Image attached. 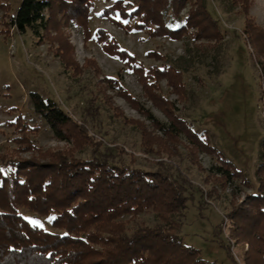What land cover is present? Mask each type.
I'll return each instance as SVG.
<instances>
[{
	"label": "trees",
	"instance_id": "obj_1",
	"mask_svg": "<svg viewBox=\"0 0 264 264\" xmlns=\"http://www.w3.org/2000/svg\"><path fill=\"white\" fill-rule=\"evenodd\" d=\"M93 0H20L13 12L10 0H0V8L9 25L19 31L29 29L37 43H54V53L64 67L79 74L82 67L72 55L73 45L62 30V24L73 20L82 26L84 37H94L102 43L104 51L115 54L136 73L143 93L154 106L167 116L160 121L142 102L120 84L118 77L105 76L97 81L98 90L113 113L140 131V143L147 153L157 157H171L180 153L178 135L184 134L190 143L187 156L203 169L197 152L213 153L219 160L218 170L205 174L211 181L210 193L224 188L231 177L243 176V171L225 158L220 150L194 130L181 117L172 99L160 91V80L165 79L171 91L185 98L182 70L173 64L145 66L105 28L89 27V12ZM243 13L242 33L253 47L264 86V28L248 13L251 0H230ZM189 6L184 14L181 10ZM106 15L129 32L144 29L149 36H168L172 39L190 35L193 39H206L213 45L222 38L217 19L206 6L205 0H113L102 8ZM201 43V42H200ZM202 45V44H201ZM157 59L164 54L149 50ZM92 63L99 73V67ZM101 81V82H100ZM107 88L117 93L150 121L127 117L113 105ZM34 109L48 122L59 139L73 140L75 149L85 143H95L86 126L61 108L51 98L31 91ZM14 127L10 151L0 152V264H222L201 256L197 247L186 243L177 232L176 218L185 206L187 195L184 185L171 175L163 159H155V169H144L108 161L99 156L81 157L73 147L41 149L31 135L37 126H30L20 115L7 122ZM22 151H30L22 156ZM261 161L256 167L258 184L255 192L245 194L235 202L234 194L226 212L229 237L247 243L242 253V264H264V136L261 139ZM244 178V176H243ZM245 182L249 184L248 180ZM24 207L39 214H53L52 228L45 229L30 222L19 212ZM151 209L158 221L141 222L128 231L127 219ZM231 255L229 264H239Z\"/></svg>",
	"mask_w": 264,
	"mask_h": 264
},
{
	"label": "rangeland",
	"instance_id": "obj_2",
	"mask_svg": "<svg viewBox=\"0 0 264 264\" xmlns=\"http://www.w3.org/2000/svg\"><path fill=\"white\" fill-rule=\"evenodd\" d=\"M112 1L93 0L89 12L91 31L96 27L105 28L121 47L132 52L146 67L164 63L179 67L185 98L180 99L171 91L164 78L160 80L161 93L174 101L178 114L194 130L243 171L244 178L231 177L224 188L218 186L215 192L210 193L212 183L204 176L208 171H217L220 162L215 154L198 151L197 157L203 169L199 168L188 158L190 143L181 133L177 144L180 153L170 159L145 152L140 143L139 129L124 122L108 107L97 88L98 79L118 77L120 84L160 121L166 123L167 116L146 98L136 73L118 56L104 51L100 41L84 37L82 26L73 20L63 23L62 30L73 45L72 55L82 67L79 74H73L71 69L64 67L53 51L54 45H51L54 43H37L29 29L19 31L9 25L7 35L0 31V152H8L15 146L12 137L16 133L7 122L20 115L30 126H37L31 137L41 149L73 147L81 157L97 155L113 163L144 169L157 168L155 159L161 158L166 161L173 178L184 185L187 195L186 206L176 214L180 221L177 232L182 239L197 247L206 259L229 264L231 251L242 264V253L247 243L229 237L226 212L232 197L235 202H241L246 193L256 191V167L261 161V139L264 136V86L261 85L256 52L242 33L243 13L230 0H205L222 31L220 41L206 45V39L195 40L189 34L172 39L161 35L149 36L144 29L126 32L111 18L100 14L102 8ZM128 1L131 0H125ZM19 2L10 0L9 12H13ZM188 7H184L181 13L184 14ZM3 13L0 8V28L6 25L3 20H10L9 15ZM248 13L264 28V0H251ZM153 49L164 54V58L149 55L148 51ZM88 59L95 61L99 67L98 74ZM117 90L106 89L113 105L128 118L143 119L149 126L150 120L133 108ZM31 91L39 92L44 98H53L86 126L95 143H85L75 149L71 138H57L46 119L34 109ZM20 154L29 156L31 152L22 151ZM19 212L34 224L58 231L50 224L53 214L43 215L24 207L19 208ZM123 217L127 219L128 231L141 222L154 224L158 221L151 209L134 217L130 214Z\"/></svg>",
	"mask_w": 264,
	"mask_h": 264
}]
</instances>
